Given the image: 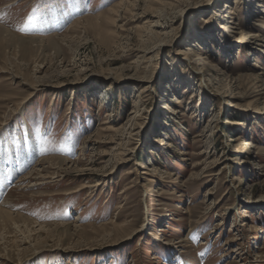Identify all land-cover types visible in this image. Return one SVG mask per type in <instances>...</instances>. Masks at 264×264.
Here are the masks:
<instances>
[{
  "label": "rangeland",
  "instance_id": "rangeland-1",
  "mask_svg": "<svg viewBox=\"0 0 264 264\" xmlns=\"http://www.w3.org/2000/svg\"><path fill=\"white\" fill-rule=\"evenodd\" d=\"M0 155L6 264H264V0H0Z\"/></svg>",
  "mask_w": 264,
  "mask_h": 264
},
{
  "label": "bare ground",
  "instance_id": "bare-ground-1",
  "mask_svg": "<svg viewBox=\"0 0 264 264\" xmlns=\"http://www.w3.org/2000/svg\"><path fill=\"white\" fill-rule=\"evenodd\" d=\"M59 7V6H58ZM59 9L60 8H57L56 10L57 11H59ZM61 17V16H60ZM65 18V17H64ZM53 20V19H52ZM60 20H63L62 18H60ZM51 22V20L49 21V23ZM53 22V21H52ZM60 22V21H59ZM62 22V21H61ZM77 23V22H76ZM75 23V25H77ZM51 24H53V23H51ZM59 24V23H58ZM63 24V23H62ZM56 25V24H55ZM202 56H200V57H198L196 60L198 61V60H202V58H201ZM247 148H252V145L251 144H249V147H247ZM5 149V148H4ZM3 151V150H2ZM4 152V151H3ZM30 152H32V151H30ZM6 155V154H5ZM29 156H28V158L30 157H33V155L30 153V154H28ZM0 156H2V155H0ZM9 158V157H8ZM25 158V157H24ZM29 158V159H30ZM24 161V163H21V165H20V167H25L26 166V162H28V159H26V160H23ZM13 162V161H12ZM15 164V163H14ZM28 178H31L29 175L28 176H25V177H23V178H21L20 179V181H22V180H26V179H28ZM8 179H12V177L11 176H8ZM8 184H9V182L8 181H6L3 177H1L0 178V195H2L3 194V192H4V190L8 187ZM16 187V186H15ZM8 200V197L2 202V204L0 205V216H3V217H5V218H8L10 215H11V213L10 212H8V211H6V209H4V206H5V204H6V201ZM4 218V219H5ZM18 219V218H17ZM16 219V220H17ZM19 219H22V217H19ZM23 220V222L24 221H27V220H24V219H22ZM13 221V220H12ZM20 221V220H19ZM14 223V222H13ZM17 223V222H16ZM31 223V222H30ZM34 224V223H33ZM14 225H16V224H14ZM21 228V227H20ZM16 229H18V228H16ZM41 230L43 229V227H41L40 228ZM5 257H3L2 255H0V264H6V261H5Z\"/></svg>",
  "mask_w": 264,
  "mask_h": 264
}]
</instances>
